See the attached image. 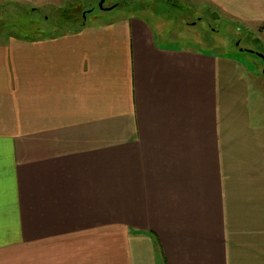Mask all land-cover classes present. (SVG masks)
<instances>
[{
	"label": "crops",
	"instance_id": "0c3cea01",
	"mask_svg": "<svg viewBox=\"0 0 264 264\" xmlns=\"http://www.w3.org/2000/svg\"><path fill=\"white\" fill-rule=\"evenodd\" d=\"M264 33V0H204ZM139 15L0 33V264H264V79Z\"/></svg>",
	"mask_w": 264,
	"mask_h": 264
},
{
	"label": "rangeland",
	"instance_id": "374dc122",
	"mask_svg": "<svg viewBox=\"0 0 264 264\" xmlns=\"http://www.w3.org/2000/svg\"><path fill=\"white\" fill-rule=\"evenodd\" d=\"M0 0V33L20 37L59 35L81 23L139 15L173 37L177 46L216 51L249 61L264 79V33L234 20L204 0ZM86 13L84 18L83 13Z\"/></svg>",
	"mask_w": 264,
	"mask_h": 264
},
{
	"label": "water",
	"instance_id": "95a60500",
	"mask_svg": "<svg viewBox=\"0 0 264 264\" xmlns=\"http://www.w3.org/2000/svg\"><path fill=\"white\" fill-rule=\"evenodd\" d=\"M103 3H104V0H102L101 1V3H100V6L102 7V8H104V9H106V10H111V9H113L115 6H111V7H107V8H105L104 7V5H103ZM87 12H89V11H85L84 13H83V16H84V18H86V13ZM85 24V23H84ZM241 50H248L249 52H251V53H256L257 55H259L260 57H263L264 58V54H262V53H260V52H255L254 50H252V49H244V48H242Z\"/></svg>",
	"mask_w": 264,
	"mask_h": 264
},
{
	"label": "trees",
	"instance_id": "16d2710c",
	"mask_svg": "<svg viewBox=\"0 0 264 264\" xmlns=\"http://www.w3.org/2000/svg\"><path fill=\"white\" fill-rule=\"evenodd\" d=\"M83 23H81L79 26H81ZM79 26H77L76 28H78ZM76 28H74V29H76ZM73 30V29H72Z\"/></svg>",
	"mask_w": 264,
	"mask_h": 264
}]
</instances>
